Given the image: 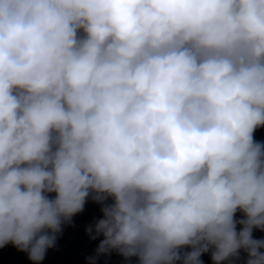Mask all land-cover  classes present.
Returning <instances> with one entry per match:
<instances>
[{"label":"clouds","instance_id":"obj_1","mask_svg":"<svg viewBox=\"0 0 264 264\" xmlns=\"http://www.w3.org/2000/svg\"><path fill=\"white\" fill-rule=\"evenodd\" d=\"M261 126L264 0H0V247L34 264L90 195L91 264H264Z\"/></svg>","mask_w":264,"mask_h":264}]
</instances>
